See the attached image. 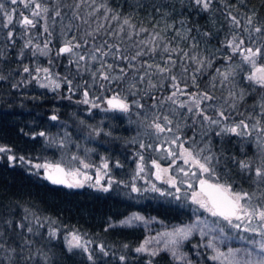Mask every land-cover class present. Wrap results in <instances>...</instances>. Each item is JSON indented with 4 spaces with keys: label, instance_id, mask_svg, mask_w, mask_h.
<instances>
[{
    "label": "trees",
    "instance_id": "16d2710c",
    "mask_svg": "<svg viewBox=\"0 0 264 264\" xmlns=\"http://www.w3.org/2000/svg\"><path fill=\"white\" fill-rule=\"evenodd\" d=\"M40 1L43 13L33 22L34 26L13 31L5 25L7 3L0 0V148L8 149L0 152V264H185L162 251L150 259L136 253L145 236L143 229L111 225L135 211L166 223L182 222L189 215L183 206L166 198L158 200L147 190L135 202L132 193L130 197L126 195L131 190L128 182L124 189L119 187L123 182H117L112 192L89 186L57 187L44 179L39 164L58 161L64 154L53 130L61 133L63 122L77 126L80 120L81 92H73L65 84L78 70L73 63L66 67L64 56L54 57L65 34L74 35L84 52L95 50L104 55L111 70L120 69L121 78L103 81L104 89L97 93L98 98H103V107H107L104 97L122 93L132 73L142 75L148 83L146 77H152L158 67L168 69V75L154 81L161 84L146 90L145 97L159 100L176 93L178 85L168 76L177 67L168 68L164 59L170 53H174L173 60L191 59L181 52L184 49L191 54L190 42L197 52L203 51V67L184 74L188 81L186 91L197 97L207 94L211 99L201 98L199 108L193 106L181 113L180 139L187 149H207L202 155L209 153L208 157H201L208 162L210 177L217 183L247 193L259 206L263 204L264 176L258 177L256 170L264 172V147L257 144L254 134H220L212 128L199 127V122L204 119L201 108L212 120L224 118L232 123L255 125L264 135V83L249 79L254 70L244 66L221 85L216 74L225 62L223 52L229 43L226 37L234 32L224 18L231 8L252 15L253 22L262 25L261 38L255 44L264 50V0H214L207 10L193 0ZM48 38H52V55L44 58L39 52L34 53L35 46ZM25 68L29 71L25 72ZM260 68H264V54L255 67ZM42 69L62 78L56 92L38 87ZM50 115L57 120L50 121ZM123 135H98L96 145L90 147L98 145L104 152L113 150L115 160H107L111 165H125L124 156L135 151L150 155L151 145L147 142L133 144L131 138ZM69 142L70 151H77L79 146L74 145L79 141ZM242 163L248 167H241ZM167 166L175 167L173 162ZM126 168L129 172V166ZM72 234L85 235L93 241L91 258L81 248L67 247L64 238ZM190 244H196V239L186 242L187 247Z\"/></svg>",
    "mask_w": 264,
    "mask_h": 264
},
{
    "label": "rangeland",
    "instance_id": "374dc122",
    "mask_svg": "<svg viewBox=\"0 0 264 264\" xmlns=\"http://www.w3.org/2000/svg\"><path fill=\"white\" fill-rule=\"evenodd\" d=\"M4 1L8 6L4 17L5 25L13 31L18 27L19 29L26 27L22 23L23 17L27 16L33 22H36L43 13L40 0H17L15 4L11 3V0ZM193 1L196 3V0ZM212 2L214 0H209L208 8ZM37 4L40 6L39 8L35 7ZM200 6L203 10L208 9H205L201 4ZM229 11L231 13L228 16L224 14V18L225 20L228 19L227 27L234 32L226 37L229 43L225 44L226 50L223 52L225 62H222L223 66L218 67L216 72L220 78V85L229 81L231 77L235 76L236 70H242L244 66H247L251 71L254 70L252 76L258 77L260 73L255 67L259 56L264 54V50L261 51L262 47L255 44L258 37L261 38V31L256 32L255 29H262V25L253 22L252 15L244 14L238 8H231ZM33 12H39V15L34 16ZM9 15L12 17L11 23L8 20ZM249 20H251V23H249ZM235 21H239V24ZM74 38V35H63L60 38L61 43L55 51L54 57L57 54L64 56L63 61L66 62V67L67 63H73L78 70V74L77 71L73 70L76 74L73 73L72 79L67 80L65 84L71 91L77 92L80 90L81 92L80 111H78L80 120L77 126H70L68 122H63L61 133L53 130V136L57 139L58 145L62 146L60 150H63L64 154L61 155L58 161L39 164L40 169L43 170L49 164L59 163L66 168L69 180L77 187L89 186L114 192V186L117 182H123L119 184V187L123 189L126 188L128 182L131 190L126 195L130 197V193H132L135 202L140 201L139 197L143 193L142 191L147 190L158 200L166 198L172 204L183 206L189 215L182 222L166 223L154 217H146L135 211L111 224L123 228H142L145 236L137 248L144 247L145 251H135L138 254L146 255L149 259L162 251L168 253L173 260L185 264H264V251L261 249V246L264 245V221H261L255 215L248 217L240 213L241 219L237 220L233 217L231 223H229L228 220L213 216L193 201V193L198 192L195 187L197 182L203 179L216 182L210 177L208 162H204L201 157H208L209 153L202 155V152H206L207 149L203 151L201 149L198 151L187 149L184 146V141L180 139L181 134L179 133L181 113L185 112L187 108L189 110L193 106H197V101H199L200 106L203 101L202 97L187 93L186 84L188 81H185L184 74L185 72L199 71L203 67L205 53L203 51L197 52L194 44L190 42L189 51L191 54L188 55V51L184 49L181 52L184 56H190L188 58L191 59L185 60L184 57H180L178 60L176 58L173 60L174 53H170V57L164 59L163 64L168 68L177 67L173 72L169 71L172 74L168 76L172 83L178 85L177 92L173 97L172 93L159 100L154 97L151 99L145 97L146 90L155 89L157 84H161L154 81L165 78L168 75V69L158 67L156 72H153L152 77H146L148 83L143 81L142 75L132 73L133 76L128 79L124 91L116 95L129 105V110L124 112L108 106L103 107V98L97 97V93L104 89L103 81L114 82L121 78L120 69L115 71L114 68L116 67H113L111 70V63L105 60L104 55L95 50L84 52ZM240 41H243V43L234 51L235 45L239 44ZM51 42L52 38L39 42L35 46L34 53L39 52L44 58L51 56L53 52L50 47ZM66 45L71 47L72 51L60 54L59 51L62 46ZM248 48L253 51L259 48L260 54L252 57L251 61L246 60L245 56L248 55L246 49ZM140 56L142 54L138 57ZM217 59L218 57L214 58V60ZM208 64L210 65V61ZM46 70L42 69L38 76V87L50 93L56 92L62 85V78L53 71ZM105 76L108 79H104ZM252 81L256 82L257 80L252 79ZM189 82L193 84L194 79L189 80ZM106 83L108 84V82ZM259 84L263 83L259 82ZM85 93H87V97ZM170 97L171 99H169ZM184 97L186 98L184 99ZM85 99L89 102L84 103ZM107 99L108 96L104 97L105 102ZM219 102L222 103V100H219ZM200 115L204 119L199 122V127L212 128L220 134L249 135L253 133L257 144L264 147V135L258 132L260 128H257V126L247 123H232L224 118L212 120L209 118L207 111H202L201 108ZM205 117H208V119ZM156 123H159L165 131L158 132L155 128ZM244 125H247V127H244ZM233 127L236 128L235 133L227 131V129ZM119 132L131 138L133 144L139 145L142 142H147L151 145L149 150L152 153L145 155L142 150L135 151L129 156H124L127 160L125 165H111L107 160L109 158L110 161H113V158L115 160V156L112 154L113 150L104 152L98 145V148L90 147L93 144L96 145L95 140L98 135ZM74 139L79 141L74 147L77 148V145L79 147L77 151L71 152L67 143L69 144V141ZM188 153H191L192 157H189ZM193 158L205 164L209 168V172H203L194 163ZM186 159L188 163H185ZM169 162H173L175 167L169 168L167 166ZM85 165L87 166L85 167ZM128 166L129 172L126 168ZM116 176L117 180L115 179ZM232 192L243 194V192ZM256 202V199L247 195L246 199L241 201V204L250 211L252 209L264 210V202L261 206ZM135 217L141 219H134ZM235 225H239V227H235ZM180 229L190 231H188L187 236L178 235L177 232ZM74 236L78 237V241L73 240ZM194 238L196 244H190L187 247L186 242ZM64 241L68 248H81L89 257L91 256L93 241L85 235H68L65 236ZM77 243L80 246H76Z\"/></svg>",
    "mask_w": 264,
    "mask_h": 264
},
{
    "label": "snow or ice",
    "instance_id": "6c2138e0",
    "mask_svg": "<svg viewBox=\"0 0 264 264\" xmlns=\"http://www.w3.org/2000/svg\"><path fill=\"white\" fill-rule=\"evenodd\" d=\"M17 2V0H11V3L15 4ZM197 4H201L205 9L208 8L209 6V0H196ZM27 6V5H25ZM36 8H39L40 6L37 4L35 5ZM3 9V5H0V10ZM45 11H47L45 9ZM33 15H39V12H33ZM57 15H59V13H57ZM8 20L9 23L12 22V17L11 15L8 16ZM233 20H235V18H233ZM237 24H239V21H235ZM22 23L25 26H34L33 24V20L29 19L27 16L23 17V21ZM125 23H128L127 21H125ZM249 23H251V20H249ZM256 32H260L261 29L260 28H256L255 29ZM11 35V34H10ZM243 41H240L239 44L235 45L234 47V51L236 48L240 47V44H242ZM78 46V45H77ZM62 53H68L72 51V48L69 46H65L60 50ZM246 52L248 53V55L245 56L246 60H252V57L257 56L260 54V49L257 48L255 51H253L251 48L246 49ZM81 59H83V57H81ZM254 63V61H253ZM25 72H28L29 69L25 68L24 69ZM45 71H47L45 69ZM258 73H260V75L257 76H252L249 77V79H256L258 82L260 83H264V68H260L257 70ZM104 79H108L107 76L104 77ZM173 95H175V93H173ZM85 96L87 97V93H85ZM203 99H211V97H208L207 94L204 95V97H202ZM171 99V97L169 98ZM89 101L87 99H85L84 103H88ZM108 105L110 108L112 109H118L120 111H124L127 112L129 110V105L127 103H125L123 100H121L118 96H114L111 99H109L107 101ZM96 106V105H93ZM199 106V101H197V107ZM181 107H183V105H181ZM223 115V113H221V116ZM206 119H208V117H205ZM53 120L56 119L55 116L52 117ZM167 119V118H165ZM170 123V121H169ZM243 124V122H241ZM244 127H247V125H244ZM155 128L157 129L158 132H163L165 131V129L163 127H161V125L159 123L155 124ZM170 130V129H169ZM227 131L230 132H236V128H230L227 129ZM40 135H44V133H40ZM8 151V149L5 148H0V152H5ZM187 151V150H185ZM189 157H192L191 153H188ZM10 159H12V157H10ZM23 159V158H21ZM194 163H196L198 165V167L203 171V172H209V168L205 166V164L200 163L198 160H195L193 158ZM185 163H188V160H185ZM87 165H85L86 167ZM105 167H107V165H105ZM241 167L247 168L248 165L246 164H241ZM62 171V170H61ZM256 175L259 176H264V172H262L260 169L256 170ZM50 180H52L53 183H64L63 180L60 179H54L52 176L48 177ZM69 187H72L74 185L69 184ZM106 190V189H105ZM135 190V189H134ZM247 197V193H233L231 191V187L228 185H224V184H209L207 181L205 180H201L200 181V191L199 192H194L193 193V201L197 204L200 205V207L204 208L206 211H208L209 213H211L213 216H221L223 217L225 220H228L229 223H231V218L235 217L237 220L241 219V215H239L240 213H243L245 216L251 217L253 215L257 216L261 221H264V210H256V209H252L251 211L244 207V205L241 204L242 200H245ZM134 219H141L140 217H135ZM235 227H239V225H235ZM29 231H31V229H29ZM190 231V230H188ZM188 231L184 230V229H180L178 230L177 234L178 235H183V236H187L188 235ZM73 240H77L78 241V237H73ZM76 246H80L78 243ZM262 251H264V245L261 246ZM103 251V249H101ZM137 252H144L145 248L144 247H140L136 249ZM153 255H155V253H153ZM91 258V257H89ZM121 259H123V257H121Z\"/></svg>",
    "mask_w": 264,
    "mask_h": 264
},
{
    "label": "water",
    "instance_id": "95a60500",
    "mask_svg": "<svg viewBox=\"0 0 264 264\" xmlns=\"http://www.w3.org/2000/svg\"><path fill=\"white\" fill-rule=\"evenodd\" d=\"M65 47V46H62V48ZM61 48V49H62ZM60 54H64L60 51ZM113 96L109 97L107 99V101L109 99H111ZM122 100V99H121ZM108 105V103H107ZM109 106V105H108ZM54 115H50L49 116V120L50 121H56L57 118L55 120L52 119ZM62 170V171H61ZM42 174H43V177L44 179L46 180V182L52 186H57V187H63V188H72V189H76V186L74 184L71 183V181L69 180L68 178V175H67V170L66 168L62 165V164H59V163H56V164H49L47 166H45V168L42 170ZM49 176H52L54 179H60V180H63L64 183H53L52 180H50L48 177ZM205 181H207L209 184H216L217 182H214V181H210V180H207V179H203ZM71 184V185H74L72 187H69L68 185ZM196 190L199 192L200 191V181L196 183ZM217 218H220V219H224L223 217L221 216H216ZM233 218V217H232Z\"/></svg>",
    "mask_w": 264,
    "mask_h": 264
}]
</instances>
